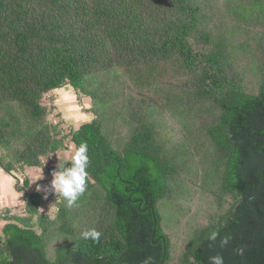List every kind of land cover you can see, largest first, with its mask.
Instances as JSON below:
<instances>
[{"label":"trees","instance_id":"1","mask_svg":"<svg viewBox=\"0 0 264 264\" xmlns=\"http://www.w3.org/2000/svg\"><path fill=\"white\" fill-rule=\"evenodd\" d=\"M225 2L244 27L264 28V0ZM211 5L0 0V147L13 158L1 157L0 167L9 174L18 165L37 167L43 156L58 151L56 128L42 103L47 92L69 84L94 106L101 104L87 108L93 119L70 132L75 148L88 144L86 192L72 208L60 204L57 219L44 217L65 239L55 257H48L49 228L41 223L38 232L30 224L32 217H43L42 194L34 190L24 198L30 218L16 216L3 226L0 264H145L148 258L150 264H210L217 254L225 264H242L255 232L246 264H264V43L258 44V90L251 92L235 68L243 44L214 32L205 9ZM172 73L185 78L179 91L161 86ZM150 92L165 95L163 101L150 100ZM119 100L111 118L128 126L129 136L117 147L103 114ZM164 109L183 115L188 132L191 123L208 116L191 146L166 141L159 117ZM196 164L212 182L217 206L223 208L228 198L231 203L191 234L175 263L160 204L185 171L198 170ZM29 185L26 178L16 188ZM83 208L95 216L99 242L81 238L84 230L75 220ZM213 232L218 235L210 240ZM224 237L229 241L221 247Z\"/></svg>","mask_w":264,"mask_h":264},{"label":"rangeland","instance_id":"2","mask_svg":"<svg viewBox=\"0 0 264 264\" xmlns=\"http://www.w3.org/2000/svg\"><path fill=\"white\" fill-rule=\"evenodd\" d=\"M210 2L212 5L205 9L206 13H208L212 29L216 34L219 32L232 34L235 36L233 38L237 43L243 44L236 56L235 68L243 76L247 90L257 92L260 79L256 70V64L260 56L258 44L261 42L264 43V28L244 27L233 15L227 12L225 0H210ZM184 81V77H179L172 73L165 77L161 82V86L169 90L176 88L179 91L180 86L183 87ZM134 94L140 97L137 90H134ZM148 94L151 95L150 100L155 98L156 100L163 101L161 97L165 96L157 92H150ZM42 103L47 107V121L56 128L54 130V136L59 145L58 151L42 157V161L48 159L46 164L41 162V165L37 167L27 165L16 166L11 175L17 181H20V183H23L28 178L30 185L28 188L19 191L18 198L20 202L14 205L16 187L13 188L11 182L5 180V186H7L6 194L10 195L7 199L14 206L4 207L0 205V224L2 225V221H8L16 216H24L28 220L30 215L25 210L26 202L24 198L34 190L39 191L42 194L40 216L43 217H32L30 224L38 232L42 231L41 223H45L49 228L47 252L48 257L53 259L56 255L57 246L63 243L65 239L63 234L58 231L56 224L50 223L44 217L57 219L60 204H63L65 200L62 196L51 192V190H49V194L45 198L44 189L50 186L53 179V170H58L59 161L61 164L68 162V166H70V159L75 149L70 132L84 122L93 119V114L87 112V108L93 105L94 108L96 107L98 109L101 107V104L99 103L94 106L93 99L90 96L85 95L69 84L47 92L43 96ZM121 105L122 100L114 101L107 105L106 113L103 114L108 118V120H105L108 135L113 139L117 147L121 146L129 136V127L122 124L118 119L113 120L111 118L112 116H117L115 114L119 112L118 109H120ZM179 116L183 115H174L169 109L162 110L159 115L162 118L161 132L166 141L171 144L182 141L191 146L198 136L196 133L198 132L200 134L199 128L208 116H205L204 119L198 118L194 123H191L193 128L191 129L189 127L191 129L190 132H188L187 127L184 125L185 123ZM1 157L5 161L13 160L12 156L2 149V147H0ZM196 165L198 170L196 171L194 166L190 170L185 171L181 177L180 186L178 185L173 194L160 204L164 217V227L172 240V252L175 263L177 262L176 259L185 249L191 234L196 229L208 225L219 213H223L231 203V199L228 198L223 208L217 206L214 200L215 195L213 194V190H211L214 189L212 182L207 181V177L202 172L203 170L201 171L198 164ZM28 168L29 171L27 173ZM30 176L32 179H30ZM35 180L38 181L35 182ZM37 185L40 186L39 189ZM1 212L6 213V215H2ZM75 212H78V210L75 209V211H72V215H75ZM75 221L77 229L87 230L93 228L95 216L89 208H83L78 212V217ZM0 236L2 239L5 238L3 227L0 228Z\"/></svg>","mask_w":264,"mask_h":264},{"label":"clouds","instance_id":"3","mask_svg":"<svg viewBox=\"0 0 264 264\" xmlns=\"http://www.w3.org/2000/svg\"><path fill=\"white\" fill-rule=\"evenodd\" d=\"M48 160V159H47ZM46 161H42L46 164ZM90 165L89 148L86 142H82L77 148L74 149L70 159V166L68 162L61 164L59 161L58 170H53L50 186L44 189L45 198L49 194V190L58 196H62L66 201V207L72 208L77 205L80 197L86 192L90 176L88 168ZM30 179L32 177L30 176ZM40 180V179H39ZM38 180H35V182ZM38 189L40 188L37 185ZM218 233L213 232L209 236L210 240H215ZM102 233L96 228L84 230L81 233V238L84 240H91L99 242ZM229 238L224 237L221 240V247L228 244ZM210 264H225L224 257L220 254L211 256L209 258ZM151 258L145 260V264H150ZM193 264L195 260L193 259Z\"/></svg>","mask_w":264,"mask_h":264},{"label":"crops","instance_id":"4","mask_svg":"<svg viewBox=\"0 0 264 264\" xmlns=\"http://www.w3.org/2000/svg\"><path fill=\"white\" fill-rule=\"evenodd\" d=\"M88 121H90V120H88ZM28 171H29V168L27 170V173H28ZM5 180H9L11 182L13 188L16 187V185L18 183L17 179L13 175H11L9 173L7 175V172H5V170L2 167H0V205L4 206V207H12L17 202H20V199L18 198L19 191L16 188L15 198L13 197L14 198V205H11L12 202L8 201V199H7V197L10 195L6 194L7 186H5ZM2 222H3V224L2 225L0 224V228H2L6 223V221H2Z\"/></svg>","mask_w":264,"mask_h":264},{"label":"water","instance_id":"5","mask_svg":"<svg viewBox=\"0 0 264 264\" xmlns=\"http://www.w3.org/2000/svg\"><path fill=\"white\" fill-rule=\"evenodd\" d=\"M255 237H256V232L253 235L252 244L247 246L242 252V259H243L242 264H246V252L252 247V245H253V243L255 241Z\"/></svg>","mask_w":264,"mask_h":264},{"label":"built area","instance_id":"6","mask_svg":"<svg viewBox=\"0 0 264 264\" xmlns=\"http://www.w3.org/2000/svg\"><path fill=\"white\" fill-rule=\"evenodd\" d=\"M2 213V215H6V213H4V212H1ZM8 214H10V213H8Z\"/></svg>","mask_w":264,"mask_h":264}]
</instances>
